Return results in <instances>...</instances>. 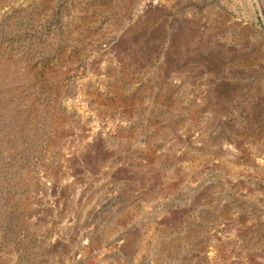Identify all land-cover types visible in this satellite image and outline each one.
Returning a JSON list of instances; mask_svg holds the SVG:
<instances>
[{
  "label": "rangeland",
  "instance_id": "obj_1",
  "mask_svg": "<svg viewBox=\"0 0 264 264\" xmlns=\"http://www.w3.org/2000/svg\"><path fill=\"white\" fill-rule=\"evenodd\" d=\"M0 264H264V0H0Z\"/></svg>",
  "mask_w": 264,
  "mask_h": 264
}]
</instances>
